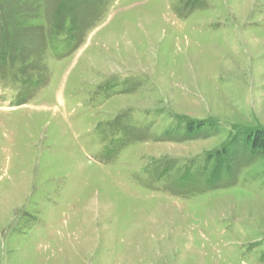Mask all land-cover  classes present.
<instances>
[{
	"label": "rangeland",
	"instance_id": "rangeland-1",
	"mask_svg": "<svg viewBox=\"0 0 264 264\" xmlns=\"http://www.w3.org/2000/svg\"><path fill=\"white\" fill-rule=\"evenodd\" d=\"M264 0H0V264H264Z\"/></svg>",
	"mask_w": 264,
	"mask_h": 264
},
{
	"label": "trees",
	"instance_id": "trees-1",
	"mask_svg": "<svg viewBox=\"0 0 264 264\" xmlns=\"http://www.w3.org/2000/svg\"><path fill=\"white\" fill-rule=\"evenodd\" d=\"M246 141L249 142L251 148L256 151L257 154L264 157V127L250 132L246 136Z\"/></svg>",
	"mask_w": 264,
	"mask_h": 264
}]
</instances>
